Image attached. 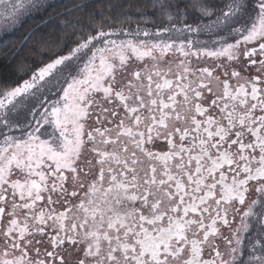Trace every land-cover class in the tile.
Here are the masks:
<instances>
[{"label": "snow or ice", "instance_id": "snow-or-ice-1", "mask_svg": "<svg viewBox=\"0 0 264 264\" xmlns=\"http://www.w3.org/2000/svg\"><path fill=\"white\" fill-rule=\"evenodd\" d=\"M89 6L0 85V264H264V0Z\"/></svg>", "mask_w": 264, "mask_h": 264}, {"label": "trees", "instance_id": "trees-1", "mask_svg": "<svg viewBox=\"0 0 264 264\" xmlns=\"http://www.w3.org/2000/svg\"><path fill=\"white\" fill-rule=\"evenodd\" d=\"M75 2L77 0H47L42 2L43 7L38 10L31 9L29 4L18 11L15 17L17 20L14 19V22L0 32V85L16 86L23 79L29 78L39 61L47 56L41 49L54 47L62 38L65 41L76 39L71 35L72 29L66 30L61 23L66 18L74 19L79 14L71 9L62 11L67 5ZM152 2L153 0H134V3L143 6L145 22L142 26L149 29H153V22L156 20L155 10L151 7ZM104 3L105 0H90V6L85 12L93 8L98 9ZM124 15L130 18V22L125 23L130 29H134L137 21L141 20L140 12L136 8L128 10ZM124 15L120 18L124 19ZM76 27L78 29L79 25ZM192 37L206 39L210 38V35L193 33Z\"/></svg>", "mask_w": 264, "mask_h": 264}, {"label": "rangeland", "instance_id": "rangeland-1", "mask_svg": "<svg viewBox=\"0 0 264 264\" xmlns=\"http://www.w3.org/2000/svg\"><path fill=\"white\" fill-rule=\"evenodd\" d=\"M44 1L47 0H42V2ZM14 3H16V0H4V3L0 4V32H3L4 28H6L9 24L15 21V17L17 16L18 11L21 9H18L15 13H12L10 8L5 11L7 5ZM22 3L24 4V7H27L31 3V0H22Z\"/></svg>", "mask_w": 264, "mask_h": 264}, {"label": "flooded vegetation", "instance_id": "flooded-vegetation-1", "mask_svg": "<svg viewBox=\"0 0 264 264\" xmlns=\"http://www.w3.org/2000/svg\"><path fill=\"white\" fill-rule=\"evenodd\" d=\"M193 39H196V38H193ZM197 39H199L200 41H208L210 38H206V39L197 38Z\"/></svg>", "mask_w": 264, "mask_h": 264}]
</instances>
